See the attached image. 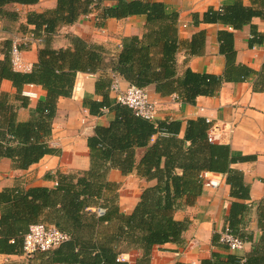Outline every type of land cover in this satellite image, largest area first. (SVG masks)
I'll return each mask as SVG.
<instances>
[{"label":"trees","instance_id":"obj_1","mask_svg":"<svg viewBox=\"0 0 264 264\" xmlns=\"http://www.w3.org/2000/svg\"><path fill=\"white\" fill-rule=\"evenodd\" d=\"M37 1L0 0V18H15L16 13L2 9L7 4L30 5ZM103 1L113 4L103 6ZM250 1L249 6L234 0L219 9L209 8L201 19L194 14L193 21L222 23L241 29L253 17H264V0ZM92 10H98L100 21L145 16L142 33L121 38L120 48L108 69L137 87L153 83L159 92H174L181 101L193 103L199 95L217 94L224 82L245 80L254 73L248 66L235 62L233 34L221 31L219 50L225 58L222 75L200 74L189 68L179 75L175 66L180 45L178 17L166 13L163 3L155 0H56L52 8L42 12L28 11L27 23L34 26V35L43 39L37 61L27 72L15 70L10 63V48L0 60V81L10 80L17 92L24 84L39 85L46 91L45 100L38 103L30 120L10 121L6 128L0 126V157L11 158L17 169L27 168L50 151L44 139L50 133L56 102L72 94L77 73L105 70L108 52L101 45L78 36L70 37L69 47L50 45L52 35L61 26L73 24L80 15ZM252 35L250 44L263 42L264 34L253 28ZM256 75L255 88L264 91V63ZM110 82L111 76L110 79L101 76L96 81V89L106 86L109 91ZM5 103L0 99V111ZM90 106L91 114H100L101 109L106 108L112 112V117L107 126H96L87 137L88 170L59 173L51 188L15 186L0 191L1 254H23V236L29 226L46 223L65 232L69 239L55 248L27 256L29 260H40L43 264H129L119 256L137 250L140 255L134 264H150L152 246L166 242L181 244L188 226V222L173 218L177 200L185 192L184 177L178 169L196 168L199 182L201 172L223 173L230 185V196L247 199L248 188L241 174L229 170L235 160L229 146L208 140L205 118L189 120L184 136L179 138V122L151 121L137 116L125 105L110 103L107 94L103 101L90 102ZM153 135L157 137L150 142ZM135 148L146 149L138 161L134 158ZM184 155L188 156L186 160ZM111 167L125 174L136 171L139 177L156 180L153 186L142 190L139 202L130 213L119 209L115 187L107 181ZM97 208H103L104 212L98 214ZM246 209L247 205L237 200L229 204L228 228L237 237L238 215ZM219 238L218 234H213L212 242H219ZM209 262L205 259L201 264ZM240 262V258L230 255L225 263ZM258 262L256 257H247L242 264Z\"/></svg>","mask_w":264,"mask_h":264},{"label":"crops","instance_id":"obj_2","mask_svg":"<svg viewBox=\"0 0 264 264\" xmlns=\"http://www.w3.org/2000/svg\"><path fill=\"white\" fill-rule=\"evenodd\" d=\"M155 1L163 3L166 13L176 14L178 17L180 45L175 57V66L179 75L186 68L200 74L222 75L225 58L219 50L221 31L233 34L235 62L248 66L254 73L245 80L224 82L217 94L199 95L193 103L181 101L174 92L161 93L153 83L143 88L149 99L157 103L155 120L179 122V138L184 136L189 120L207 119V133L211 142L229 146L230 155L235 159L230 163L229 170L240 173L248 188L247 199H236L230 196V185L225 181V174L206 171L204 181L219 180L217 185L211 183L207 186L198 181L196 168L178 169V173L184 177L185 192L177 200L173 218L188 222V226L182 234L181 244L166 242L153 245L150 264H201L205 259L210 260L209 264H230L225 263L230 255L241 259L237 264H242L247 257L258 258L259 262L252 264H264L261 263L264 260V91L255 88L256 73L264 63V40L260 44L249 43L253 28L256 32L264 34V17H253L250 23L235 30L222 23L193 21L194 14L201 19L202 14L209 8L219 9L234 0ZM241 1L244 5H251L250 0ZM55 3L56 0H38L30 5L11 3L2 8L16 13V16L12 20L0 18V60L10 48L13 38L34 34V26L27 23L26 13L42 12L52 8ZM112 4V1L102 3L103 6ZM144 24V15L100 21L98 10H92L80 15L73 24L61 26L57 33L52 35L50 45L53 48L71 46V36H78L86 42L103 46L108 52L105 70L99 73L78 72L72 94L57 100L50 133L44 139L50 148L49 152L23 169L15 168L11 158L0 157V191L15 186L51 188L55 185L57 174L89 169L87 137L93 134L96 126H107L112 117V112L106 108L101 109L100 114H91L90 102H101L107 94L110 103H115L114 94L108 91L106 86L96 89V81L101 76L110 79V61L120 48L121 38L140 35ZM41 46L42 43L35 42L21 46V60L26 67L23 71H29L37 61L38 48ZM128 84L130 83L121 79L123 87ZM26 92L31 95L25 94ZM45 96L46 91L39 85L24 84L21 91L17 92L10 80L2 79L0 99L6 103L5 108L0 111V126L6 128L10 121L30 120L34 116L36 106L45 100ZM156 137L157 135H153L150 142ZM145 150L135 148L136 161L142 157ZM187 158L188 156L184 155V159ZM107 181L115 187L117 204L125 213L133 210L143 189L156 183L155 179L139 177L136 171L125 174L114 167L108 170ZM233 200L247 205V209L239 213L240 223L237 225V234L243 241V246L235 250L229 249L220 238L219 242H212L213 234L216 233L220 237L221 232L228 227L226 217L229 204ZM224 203H227L226 208ZM139 255V251L130 250L125 260L134 264ZM0 264L43 263L40 260H29L24 254L0 253Z\"/></svg>","mask_w":264,"mask_h":264},{"label":"built area","instance_id":"obj_3","mask_svg":"<svg viewBox=\"0 0 264 264\" xmlns=\"http://www.w3.org/2000/svg\"><path fill=\"white\" fill-rule=\"evenodd\" d=\"M43 39L35 37L30 33L29 36H17L11 40V46L9 50L10 62L12 67L16 70L25 69V65L21 60V46L28 42H35L37 44L42 43ZM23 71V70H22ZM111 82L109 91L114 94L116 103L125 105L132 109L135 115L141 116L151 121H155L157 112V103L149 99L147 92L141 88L132 84L126 86L121 85V79L111 73ZM25 94L31 95L26 92ZM209 122L207 119H205ZM208 140L211 138L208 136ZM201 182L207 186L211 183L217 185L218 179H209L204 181L206 177L205 172L199 173ZM224 208L227 207V203H224ZM96 212L102 214L103 208H97ZM69 236L57 229L55 226L46 223H36L29 226L28 231L23 236V254L25 256H31L37 251H45L57 247L64 241L68 240ZM220 240L228 246L229 249L235 250L243 246V241L237 236L231 233L228 227H226L220 235ZM126 255L119 256L120 259H126Z\"/></svg>","mask_w":264,"mask_h":264}]
</instances>
